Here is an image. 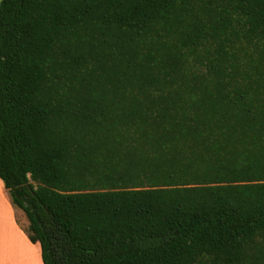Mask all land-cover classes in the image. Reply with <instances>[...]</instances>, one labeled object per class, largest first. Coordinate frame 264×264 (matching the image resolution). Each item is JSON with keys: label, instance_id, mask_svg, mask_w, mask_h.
Returning <instances> with one entry per match:
<instances>
[{"label": "trees", "instance_id": "16d2710c", "mask_svg": "<svg viewBox=\"0 0 264 264\" xmlns=\"http://www.w3.org/2000/svg\"><path fill=\"white\" fill-rule=\"evenodd\" d=\"M0 180L42 264H264V0H0Z\"/></svg>", "mask_w": 264, "mask_h": 264}, {"label": "rangeland", "instance_id": "374dc122", "mask_svg": "<svg viewBox=\"0 0 264 264\" xmlns=\"http://www.w3.org/2000/svg\"><path fill=\"white\" fill-rule=\"evenodd\" d=\"M16 209V208H15ZM17 213L19 216L16 217L17 226L19 227L20 232L26 238L25 229L27 228V221L23 215V213L17 209ZM0 214H2L1 225H3V230L5 231V236L3 237V241L10 246H6V255L3 260H0V264H42L41 258L39 255H33L32 252L27 250L25 246L19 243V236L15 232L11 230L9 224L7 222V217L4 212V209L0 206ZM3 217H5V222ZM9 229L11 234L9 235ZM27 239V238H26ZM9 255V256H8Z\"/></svg>", "mask_w": 264, "mask_h": 264}, {"label": "crops", "instance_id": "0c3cea01", "mask_svg": "<svg viewBox=\"0 0 264 264\" xmlns=\"http://www.w3.org/2000/svg\"><path fill=\"white\" fill-rule=\"evenodd\" d=\"M0 206L4 209V212L7 217V222L9 224V227L13 232L19 236V243L25 246V248L32 252L33 255H39L41 258L40 253V246L37 243H31L27 236L26 238L22 235V232H20L19 227L17 226V220L16 217L19 216V213H17V209H15L10 202L9 195L7 190L4 188L2 181L0 180ZM2 214H0V223H1ZM5 222V217H3ZM9 235L11 234V231L9 229ZM5 236V231L3 230V225L0 224V260H3L6 255V246H10L9 244L5 243L3 241V237ZM8 253V252H7ZM10 254V253H8ZM9 256V255H8Z\"/></svg>", "mask_w": 264, "mask_h": 264}]
</instances>
